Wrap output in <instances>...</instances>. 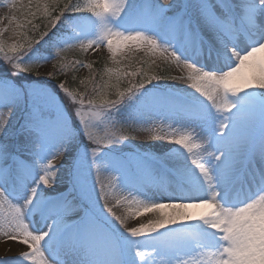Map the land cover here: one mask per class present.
Masks as SVG:
<instances>
[{"label":"snow or ice","instance_id":"6c2138e0","mask_svg":"<svg viewBox=\"0 0 264 264\" xmlns=\"http://www.w3.org/2000/svg\"><path fill=\"white\" fill-rule=\"evenodd\" d=\"M11 7L24 21L0 18V235L28 251L0 264H264V0ZM57 25L73 40L54 46L51 59L25 62ZM76 47H106L126 67L114 82L101 75L97 86L89 77L91 90L88 81L71 90L52 72L47 79L59 92L24 81L51 61L65 74L61 53ZM138 51L159 52L179 74L149 75L152 65L137 71ZM138 127L175 150L124 151ZM123 204L130 216L114 211Z\"/></svg>","mask_w":264,"mask_h":264},{"label":"rangeland","instance_id":"374dc122","mask_svg":"<svg viewBox=\"0 0 264 264\" xmlns=\"http://www.w3.org/2000/svg\"><path fill=\"white\" fill-rule=\"evenodd\" d=\"M22 2L25 5H27L28 0H22ZM73 2H79L80 4L83 5L86 3V0H74ZM20 3H21V0H17V8H19ZM34 3H35V0H34ZM41 4H43V0H41ZM33 11H35V7L33 8ZM13 14L17 16L18 21L20 22L24 21V16L21 11H13L11 7V0H0V18L11 16ZM66 18L69 20V22L75 24L78 27H82L86 23V18L81 15H77V16L67 15ZM36 22L39 23L40 22L39 19H37ZM6 25H7L6 20L3 23H0V27H4ZM5 38L7 39V37ZM72 40H73V34L68 29L65 28V31L63 32V34L59 38H57L55 42L52 44L51 54L42 56V55H38V54H34L30 52L28 56L25 57V62L35 63V62H43L47 59H51L54 55V46L62 47L64 43L71 42ZM8 42L11 43L12 41L9 40ZM64 55L65 56L71 55L74 57H78L82 61V64L84 65V67H79V70H78L80 79L84 78V76L86 75L88 66L89 65L92 66L96 62L102 61L106 63L109 68L113 67L116 64L111 59L110 54L107 52L106 47L98 48V49L93 48V49H88L86 51L80 49L79 47H76L74 49H68L67 51L61 53L62 57ZM159 57H160L159 52H157L155 55L149 54L146 56L144 51H138L134 53L133 60H135L136 62H140V63H142L141 61L146 60L147 63H144L145 71H148V65H152L151 71H148L149 75H152V73L156 71V69L159 66L166 67V71L169 74V76L179 74V69H177L175 66L169 67L166 63L161 61ZM153 60L155 61V64L152 63ZM137 64L138 63H136V66ZM56 65H57L56 61H51L49 64L42 66L39 69L40 77H36V78L47 79L48 73L49 72L53 73ZM168 84H174L178 88L186 87L185 84L179 81L168 80L167 85ZM113 131H115L118 134L120 132V129L117 128V129H114ZM128 134L130 135V137H134V139L130 138L126 146H122L124 151L139 150V151L155 152L159 154V153L168 151L170 148L173 151L175 150V146L168 144L167 141L151 139L150 133L143 127H138L135 131H129ZM70 159H71V154L66 153L65 161H62V163H65ZM124 190L130 191L131 189L125 188ZM124 195H127V193H124ZM117 196H120L121 199H123V196L121 195V193L117 192ZM154 198L155 197H153V199ZM133 210L134 209L128 208L126 204H123L121 207L114 208V211L118 215L123 214L125 216H130ZM144 216H141V217H144ZM141 217L137 218L138 219L137 222H135V220H132L135 218H130L129 220H132V221H128L129 222L128 226L129 227L138 226L140 222L144 221V220H140ZM0 247L3 248V250L0 252V260H16L21 256L23 252L28 251L25 245L20 244L18 241L9 240L3 235H0ZM6 253H8L9 255H7ZM24 264H29V262L25 261Z\"/></svg>","mask_w":264,"mask_h":264},{"label":"trees","instance_id":"16d2710c","mask_svg":"<svg viewBox=\"0 0 264 264\" xmlns=\"http://www.w3.org/2000/svg\"><path fill=\"white\" fill-rule=\"evenodd\" d=\"M51 38H52V35H49L48 37L45 38V41H42L41 44L36 46L40 52H42V53H48L49 52V50L47 48H45V45H47L49 43ZM64 60L66 62V67L64 69L65 74H63V75L60 74V67L58 64H57L58 70H56L55 73L58 75V79L60 81L65 82L66 84L69 85L71 90H75V91H83V89L85 88V85L82 84L81 81H88L86 87L89 90H91V88L93 87V83L91 80H89V77H93L95 79L97 86L101 83V75L104 76L105 82H114L116 79L115 70L117 68L126 67L125 64L114 65V68L111 70L113 73V76H111V78H109V76L107 75V73L105 71V70H107V64L103 63L102 61L96 62L91 67H88V69L86 71V75L84 76V78L80 79L79 74H78V68H76L75 71H73V68H72V62L73 61H79V60L76 57H73L71 55H66L64 57ZM79 62L81 63V61H79ZM136 63H138V62H136L135 60L131 61L132 67H135L137 70ZM128 70H131V68H129ZM0 74H4V75L6 74V66H4L2 62H0ZM160 74H164V73L158 72L155 75H160ZM42 82L48 84L53 89V91L59 92V90L56 88V85H55L56 81H50L49 80L48 82H44V81H42ZM128 86H129V81L125 79L121 83L120 89L125 90ZM76 123H77V121H76Z\"/></svg>","mask_w":264,"mask_h":264},{"label":"bare ground","instance_id":"6f19581e","mask_svg":"<svg viewBox=\"0 0 264 264\" xmlns=\"http://www.w3.org/2000/svg\"><path fill=\"white\" fill-rule=\"evenodd\" d=\"M153 198V197H152ZM152 214L149 213V214H146L144 217H141L140 220H144L143 222H147L149 218H151ZM132 220H135V222L138 221L137 218L135 219H132ZM132 220H128V221H132ZM134 222V221H133ZM129 223V222H128ZM2 247H0V252L3 250V248L1 249ZM7 255H9L8 253H6Z\"/></svg>","mask_w":264,"mask_h":264}]
</instances>
